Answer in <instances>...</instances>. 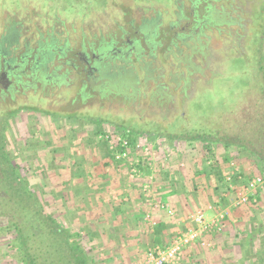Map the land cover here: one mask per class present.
Instances as JSON below:
<instances>
[{
  "label": "rangeland",
  "instance_id": "374dc122",
  "mask_svg": "<svg viewBox=\"0 0 264 264\" xmlns=\"http://www.w3.org/2000/svg\"><path fill=\"white\" fill-rule=\"evenodd\" d=\"M50 1L37 0V3L42 7L41 4ZM154 1L165 6L170 0ZM102 2H95L93 7L102 5ZM199 2L202 4L204 0ZM207 3L212 7L230 6L228 13L234 22L228 31L232 32L234 41L226 38L225 33L219 35L216 30H205L210 46H213L209 54L213 61L212 66L207 63L203 66L201 75L204 80L211 77L210 85L196 81L192 97L182 101L172 90V84L164 80L170 90L167 91L169 99L163 102L168 108V103L173 102L172 109L176 111L172 113H152L145 105L140 108L141 105L138 111L124 109L120 107L119 99L98 98L88 90L84 92L91 97L83 99L78 92L80 82L72 81L70 74L66 75L68 83L58 87L43 86L35 83L33 77L25 75L21 78V84L15 85V93L10 95L0 92V108L29 107L39 111L22 110L11 119L7 130L10 152L21 164V172L29 186L41 189L49 213L70 229L82 228L91 232L88 239L95 264H138L146 248L151 247L152 240L144 232L143 224L155 223L164 218L161 213H150L151 206L147 212L149 204L144 202V183L149 186L148 195H154L152 199L155 200L160 198L158 191H174L173 195H168L174 218H183L207 204L214 205L216 201V212L224 211L229 217L221 233L211 234L218 235L211 238L213 250L194 256L193 253L202 248L192 246L189 249L191 253L188 250L181 264H264V229L260 226L264 216V194L259 193L254 204L236 205L234 194L224 192L221 187L218 193L221 192L222 199L219 200L214 189L220 185L212 175V171H219L226 179L233 171H237L241 178L233 186L234 190H238L260 173L258 163L247 161L246 155L240 154L226 164L221 160V152H216L214 163L207 165L195 147L139 136L126 158L110 161L107 151L111 152L116 138L124 139L121 130L103 125L104 136L101 137L95 134L96 126L93 123L80 118L82 115L90 118L111 115L115 120L122 118L126 127L139 131L150 126L170 133L180 128L181 120L177 116L184 113L191 120L189 122L197 123L193 117H203L206 112L233 110L245 85L250 84L256 75L259 44L256 35L262 32L264 24V0H207ZM183 4L187 15L189 0H184ZM131 5L135 6L129 0H111L109 8L103 12H92L85 18L66 20L70 14H80L84 9L83 4H67L63 10L64 19L60 14L46 18L32 7L25 14L23 10L10 13L18 7L15 1L0 0V25L20 23L26 32L23 36L30 38L28 48L32 53L37 49L39 36L44 37L52 31L60 33L63 49L77 53L89 45L96 48L99 38L108 39L118 33L119 27L125 30L130 26L136 27L140 14L133 12ZM151 9L153 12L155 6ZM152 12L144 11V15L149 16ZM251 21L255 24L252 25ZM249 29L251 35L248 34ZM164 32L170 34L166 29ZM261 37L263 43L260 52L264 63V35ZM224 45L235 49L223 50ZM17 50L18 53L23 51L21 40ZM71 53L67 57L72 58ZM240 54L250 55L234 56ZM73 63L78 65L77 59L74 58ZM63 72L60 71V74L64 75ZM150 100L144 97V101ZM45 112L53 114L46 115ZM65 115H76V118L66 119ZM106 136L108 140L105 144ZM142 161L147 164H142L141 169H138L136 164ZM230 164L233 165L231 171ZM145 212L150 216L149 221H144V217L134 221L133 218L137 219L140 213ZM150 228L147 225V229ZM136 238L140 244L134 243ZM6 251V246L0 242V264H8Z\"/></svg>",
  "mask_w": 264,
  "mask_h": 264
},
{
  "label": "flooded vegetation",
  "instance_id": "af4514ba",
  "mask_svg": "<svg viewBox=\"0 0 264 264\" xmlns=\"http://www.w3.org/2000/svg\"><path fill=\"white\" fill-rule=\"evenodd\" d=\"M183 3L184 0H173L172 8L131 5V10L140 14L136 27L130 26L128 30L119 27L118 33L108 39L99 38L96 48L89 45L77 53L63 49L60 33L55 31L44 37L40 35L37 49L32 53L28 48L30 38L23 36L26 32L20 23L2 24L0 92L13 90L25 75L43 86L58 87L68 83L66 75L70 74L72 81L80 82L78 92L83 99L91 97L84 92L88 90L98 98L119 99L124 109L137 110L145 105L152 113H170L175 109H172V101L168 103L169 108L164 105L170 90L164 80L172 84V90L180 99L188 95L197 80H207L201 75L203 66L206 63L212 66L209 54L213 46L205 32L216 30L219 35L225 33L226 38L232 39L228 28L234 21L228 13L229 5L212 7L207 0L202 4L199 0H189L186 15ZM152 6H155L153 12ZM148 10L152 14L145 16L144 11ZM165 29L170 34L164 32ZM20 40L22 53L17 52ZM224 46L223 50L235 49ZM69 52L72 58L67 57ZM74 58L78 65L73 63ZM62 70L64 75L60 74ZM145 96L151 100L144 101Z\"/></svg>",
  "mask_w": 264,
  "mask_h": 264
},
{
  "label": "trees",
  "instance_id": "16d2710c",
  "mask_svg": "<svg viewBox=\"0 0 264 264\" xmlns=\"http://www.w3.org/2000/svg\"><path fill=\"white\" fill-rule=\"evenodd\" d=\"M14 1L18 7L13 8L14 11L10 13L23 10L25 14V11L32 7L41 12L42 16L46 18L52 14H60L64 18L63 10L67 4L72 6L74 3H82L84 9L81 13L70 14L67 19L64 18L68 20L85 18L92 12H103L109 8L111 0H107V2L103 0L102 5L97 4V7H93V4L95 2L99 3L101 0H51L41 4L42 7L37 3V0ZM129 1L135 5L144 4V6L160 4L155 3L154 0ZM172 4L173 0H170L164 7L171 6L172 8ZM251 24L254 25L255 22L251 21ZM261 30L262 32L256 35L259 42L255 64L256 75L250 84L245 85L241 96L237 99L236 105L231 111L222 109L206 112L203 117H193L197 119V123L189 122V117L184 113L177 116L183 125L180 124V128L173 129L170 133L161 132L160 129H153L150 126L148 129L139 131L126 127L122 118L115 120L111 115H98L91 118L82 115L80 118L93 123L96 126L95 134L101 137L104 136L103 125L108 124L121 130L122 137L127 141V148L116 145L109 152L108 148L105 147L110 155V161H115V153L126 150L129 154V151L135 145L136 137L139 136L155 141L162 140L172 144L182 143L195 147L200 158L207 161L208 164L214 163V159L217 157L216 152H221V160L226 164H229L231 159L237 158L240 154H245L247 161L258 163L261 167L260 172H262L264 171V63L260 51L263 43L261 35H264V24ZM248 34L251 35L250 29ZM58 47L55 46V48ZM249 55L234 56L244 57ZM210 78L205 82L200 79L197 81L210 85ZM2 93L12 95L15 90L2 91ZM193 94L194 89L188 95L184 94L181 100L184 101L192 97ZM22 110L39 112L29 107L15 109L14 107L3 106L0 108V242L7 248L8 264H95V259L91 255V242L88 239L91 232L82 228L70 229L49 213L48 203L44 199L41 189L29 186L27 178L21 172V164L16 161L10 152L7 141L9 122ZM45 114L52 115L53 113L45 112ZM75 116L65 115L64 118L75 119ZM160 117L163 118V116ZM104 141L106 144V139ZM142 164H144L143 161L137 164L136 167L141 169ZM146 164L147 162L144 165ZM212 175L220 185L214 189L219 200L222 199L221 192L218 193L221 190L220 188L223 187V191L229 193L228 184L234 185L237 183L238 178H241L229 175L230 180L227 182L219 171H212ZM114 212L117 213V209L114 208ZM260 226H262L261 229H264V216ZM161 229L162 225L155 227L156 235L159 234ZM261 229H259L260 232Z\"/></svg>",
  "mask_w": 264,
  "mask_h": 264
},
{
  "label": "built area",
  "instance_id": "2783aa9c",
  "mask_svg": "<svg viewBox=\"0 0 264 264\" xmlns=\"http://www.w3.org/2000/svg\"><path fill=\"white\" fill-rule=\"evenodd\" d=\"M105 139L108 140V137L106 136ZM116 145L126 149L127 141L118 137L115 141ZM114 147H111L110 150L114 149ZM126 156L127 151L125 150L124 152L118 153L115 159H123ZM229 166L232 167L233 165L230 164ZM131 177H133V174ZM225 180L229 182L230 179L227 177ZM228 187L230 193L234 194L236 205L254 204L257 200V195L259 193L264 194V171L253 176L238 190H234L232 184H228ZM143 191L149 192V186L144 185ZM152 206L155 209L166 210L169 215L172 214L171 210L158 200L153 202ZM207 209L211 210L212 207L208 206ZM228 218L227 213L224 211L215 212L212 217L207 218L203 210H197L190 215L191 227L186 228L183 233L175 237L167 247H149L145 251L143 259L138 264H181L184 249H191L194 245L209 248L210 245L205 241V238L207 235L221 233L225 228V222ZM144 219L145 221H149L148 213L144 214ZM151 225L153 226L154 224L151 223Z\"/></svg>",
  "mask_w": 264,
  "mask_h": 264
},
{
  "label": "crops",
  "instance_id": "0c3cea01",
  "mask_svg": "<svg viewBox=\"0 0 264 264\" xmlns=\"http://www.w3.org/2000/svg\"><path fill=\"white\" fill-rule=\"evenodd\" d=\"M137 165V164H136ZM207 165H209L208 163H207ZM229 168H231L230 169V171L232 170V167H229ZM234 173H232L231 175H233V176H236L237 178L239 177L238 176V172L237 171H233ZM147 174H149V173H147ZM146 174V175H147ZM207 173H205V175H206ZM145 175V176H146ZM145 178H151V177H145ZM144 182V181H143ZM143 182H141V183H143ZM140 183V184H141ZM144 185H147L146 183H144ZM134 185H132V187H133ZM158 190H160V188L158 187L157 188ZM157 190V191H158ZM158 193H160V198H158V199H152L153 198V196L154 195H148V193L147 192H144V202H148V207H147V212L149 211V206H151V208H150V213L151 212H156L157 214H159V213H161V216L163 215V218L164 219H159L157 222H155V223H153L154 225L152 226L151 225V223H145L144 222V227H145V230H144V232L147 234V235H149V237L151 238V240H152V243L150 244L151 246H160V247H167L170 243H171V241L175 238V237H177L179 234H181V233H183L185 230H186V228H188V227H191L192 226V224H191V222H190V215H192L193 213H195L196 211H193V212H190V213H187L183 218H174L173 217V210H172V206L170 205V203H169V199H170V197H168V195H173L174 194V191L172 190V189H169L168 191H166V192H160V191H158ZM232 194V193H231ZM160 201L164 206H166L168 209H170L171 210V212H172V214L171 215H169L168 213H167V211L166 210H160V209H155V208H153V206H152V204H153V202H155V201ZM218 200V199H217ZM144 206H145V204H144ZM208 206H211L212 207V209L211 210H208L207 208H208ZM218 206V203H217V201H216V203H214V205H212V204H207V205H205V206H203V207H201L200 208V210H203L204 212H205V216L207 217V218H210V217H212L214 214H215V212H216V210H217V207ZM199 209V208H198ZM198 209H196V210H198ZM146 213V212H145ZM160 216V217H161ZM142 217H144V214H141L140 213V215H138V217H137V219L136 218H133L134 219V221H136V220H139V219H141ZM168 218V219H167ZM149 219H150V216H149ZM170 219V220H169ZM144 221H145V219H143ZM137 222V221H136ZM147 225H150V230H148L147 229ZM159 225H162V229H161V231L159 232V234H157L156 235V231H155V227L156 226H159ZM215 236H218V235H210V236H208L207 235V237L205 238V241L211 246L212 245V247H209V248H207V247H201L202 249H200V250H198V251H196L195 253H193V255L194 256H197V255H199V252H205V251H210L211 249L213 250V248H214V244H213V242H212V240H211V238H213V237H215ZM137 243V244H140V240L139 239H135L134 240V243ZM195 247H197V245H194L193 246V248H195ZM144 248H145V246H144ZM149 248V246L146 248V250ZM198 248V247H197ZM145 250V251H146ZM188 250L189 249H184V253H183V257H182V261H183V259H184V256L188 253ZM145 251H144V253H145ZM189 253H191V250H189ZM143 256H144V254L142 255V258L141 259H143ZM182 263V262H181Z\"/></svg>",
  "mask_w": 264,
  "mask_h": 264
}]
</instances>
